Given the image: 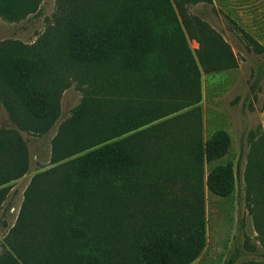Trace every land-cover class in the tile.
Instances as JSON below:
<instances>
[{"label":"rangeland","instance_id":"obj_1","mask_svg":"<svg viewBox=\"0 0 264 264\" xmlns=\"http://www.w3.org/2000/svg\"><path fill=\"white\" fill-rule=\"evenodd\" d=\"M7 2L26 17L10 22L0 15V42L13 41L0 45V57L21 56L24 48L50 29L56 56L70 65L76 57L72 34L79 27L103 29L121 7V0H68L66 4L60 0H0V4ZM168 2L166 22L157 24V39L151 41L154 52L144 66L136 61L138 43L131 49V75L149 73L153 78L147 84L132 80L131 97L125 105L106 103L92 112L90 140L95 144L87 150L128 137L132 153L146 159L147 164L134 166L132 172L141 185L134 186L127 218L134 215L138 220L139 201L144 203L145 220L152 218V225L165 214L169 216L161 219L165 224H156L153 234L161 227V234L166 232L167 221L175 220L174 235L185 237L191 230L186 232L188 223L181 222L188 215L203 213L204 246L190 264H227L236 247L240 253L235 264H263L264 174L259 170L261 164H256V154H262L264 163V0ZM44 63L45 71L48 62ZM77 67L81 74L90 71L81 65L76 71ZM44 71L41 78L50 93L49 115L40 121L47 124L60 104L56 123L44 134L33 132L38 121L31 122V117L22 114L26 111L24 96L8 88L0 72V257L17 243L18 231L13 229L20 225L27 190L40 183V174L56 165L51 162L52 137L82 98L77 82L61 90L52 70ZM143 90L148 96L142 97ZM7 103L16 107V115H11ZM126 115H131L130 131L116 138L111 123ZM15 120L30 126L22 127ZM217 132L223 134L216 135L217 141L209 147ZM229 164L232 173L227 176L224 167ZM215 168H220L219 183L234 185L230 195L209 189V175ZM112 199L110 204L118 202L114 193ZM167 209L173 213H166ZM128 230L131 236V225ZM108 240L111 252L119 254L112 255L107 264H131L120 256V250H127L118 247L116 236L109 235Z\"/></svg>","mask_w":264,"mask_h":264},{"label":"trees","instance_id":"obj_2","mask_svg":"<svg viewBox=\"0 0 264 264\" xmlns=\"http://www.w3.org/2000/svg\"><path fill=\"white\" fill-rule=\"evenodd\" d=\"M60 1L63 4L68 2ZM150 1L121 0L119 12L103 29L79 27L71 37L76 55L72 65L56 56L58 51L52 44L50 29L44 30L28 49L24 48L21 56L7 59L0 57V72L7 87L16 89L17 94L25 98L23 106L26 111L22 114L31 117V122L38 121L32 127L34 133L48 132L60 114L58 103L50 121L47 124L40 121L49 115L50 93L41 78L45 69L42 67L44 61L50 65L44 72L48 68L52 70L61 90L77 82L82 91L80 102L60 122L51 139V162L56 165L40 174V183L27 190L20 225L13 229L18 231L14 236L17 243L13 245L12 251L8 250L0 257V264H107L112 255L119 254L111 252L108 237L112 234L116 236L118 247L127 250H120V256L131 264H190L202 250L205 242L202 212L194 217L188 215V220L181 222L183 225L188 223L186 232L191 230L185 237L174 235L178 224L175 220L167 221L166 232L161 234V227L159 233L153 234L156 224H165L161 219L169 216L165 214L152 225V218L145 220L147 216L143 214V201H139L142 202V212L137 215L142 222L135 221L134 215L127 218L131 215L134 186L138 189L141 185V180H135L136 176L132 175L134 166L147 164L146 159H139L132 153L128 137L87 150L95 144L90 140L92 112L106 103L125 105L130 100L127 97H131L132 80L138 79L147 84L153 78L149 73L131 75L134 60L132 46L135 42L138 43L136 61L144 66L154 52L151 45L155 46V43L151 44V41L157 39V24L166 22L163 17L168 14V0ZM190 2L213 3V0ZM0 6H5L0 15L6 21L16 22L26 17L25 13L14 8L12 2L1 3ZM11 42L13 41L0 42V45H10ZM77 65L90 68V71L81 74V67H77V71L74 69ZM112 70L129 73L116 74ZM145 96L148 93L143 90L142 97ZM9 101L12 104L14 102L13 99ZM8 108L11 115H16V107L8 105ZM16 122L21 123L22 127L30 126L27 125L28 122ZM110 128L116 131V138L126 134L131 128V115L111 123ZM220 134L223 133L217 132L212 137L209 147L217 141ZM261 141L264 142V131ZM83 151L85 153L70 159ZM256 164H261L259 170L264 174L261 153L256 154ZM240 166L241 160L238 164V180ZM219 169L211 171L208 186L213 193L228 196L234 191V185L219 183ZM224 170L225 175H231L230 164ZM17 177L19 176L14 178ZM112 193L118 196L116 204H110L113 201ZM100 200L105 203L100 205ZM111 205H114V210H111ZM164 211L173 213L168 209ZM129 225L131 236L127 235ZM262 240L264 244V239ZM239 253L240 248L236 247L227 264H235Z\"/></svg>","mask_w":264,"mask_h":264},{"label":"crops","instance_id":"obj_3","mask_svg":"<svg viewBox=\"0 0 264 264\" xmlns=\"http://www.w3.org/2000/svg\"><path fill=\"white\" fill-rule=\"evenodd\" d=\"M264 264V263H263Z\"/></svg>","mask_w":264,"mask_h":264}]
</instances>
